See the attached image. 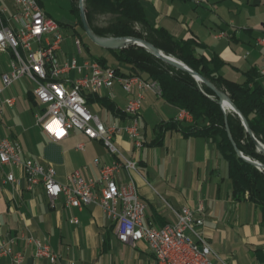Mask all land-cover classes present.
Listing matches in <instances>:
<instances>
[{"label": "crops", "instance_id": "crops-1", "mask_svg": "<svg viewBox=\"0 0 264 264\" xmlns=\"http://www.w3.org/2000/svg\"><path fill=\"white\" fill-rule=\"evenodd\" d=\"M38 1L51 18L62 12V8L57 9L62 0ZM140 2L153 27L164 29L178 40L194 39L199 54L209 60L215 57L223 60L220 73L224 77L243 82L245 73L256 69L264 85V75L260 73L264 68L261 43L264 21L257 19L258 14L252 8H263L264 0H207L200 6L190 0ZM53 19L61 27L69 24L65 19ZM9 59L7 68L1 66L0 71L9 72ZM113 66L130 73V67L125 64L116 62ZM143 80L150 81L147 77ZM30 94L33 95L32 90L27 93L28 99ZM138 94L136 87L128 94L117 84L113 89L88 93L86 97L91 113L109 127L127 125L126 105ZM143 97L142 146L137 147L126 133L114 140L127 159L137 162L136 171L123 169L115 175L117 184L135 182L146 203L145 222L155 227L175 224L183 207L203 206L202 232L213 251V264H264L261 212L248 200L233 199L229 165L216 145L206 138L186 137L176 131L167 132L161 143H155V128L163 122L177 120L184 111L167 103L155 91L145 90ZM32 103L37 107L36 119L41 107L36 100ZM112 104L114 110L110 108ZM4 113H0V123L2 116H14L11 112ZM37 127L34 140L28 131L16 133L12 126L9 137L0 124V139L18 142L24 160L51 167L61 184L73 187L70 177L75 171L86 181H96L101 168L118 159L102 140H91L80 130L74 129L64 140L52 143L38 122ZM80 144H84L83 149L78 148ZM11 170L9 166H0V251L6 245L14 254H23L21 264H156L145 242L130 245L119 241L116 222L105 213L100 202L78 209L67 206L64 196L51 201L43 185L27 191L24 170L20 168L13 170L21 185L4 184L5 174ZM97 193L100 194V189ZM74 218L78 219L77 224L72 223ZM36 242L49 244L59 261L52 263L36 257ZM0 264L16 263L12 256H0Z\"/></svg>", "mask_w": 264, "mask_h": 264}, {"label": "built area", "instance_id": "built-area-1", "mask_svg": "<svg viewBox=\"0 0 264 264\" xmlns=\"http://www.w3.org/2000/svg\"><path fill=\"white\" fill-rule=\"evenodd\" d=\"M190 1L198 6L207 2ZM63 40L60 24L47 16L38 0H0V55L6 54L10 58L9 72L0 71V113L17 104L15 97L4 96L6 89L28 78L34 86L33 96L41 107V112L36 115L37 122L52 143L64 140L77 129L91 140H102L118 159L112 165L102 167L96 181H86L79 171L73 172L70 181L74 186L70 187L55 179L51 167L24 160L18 142L0 139V166L12 169L5 174L3 183L20 186L21 180L13 170L20 168L24 170L27 191L43 185L45 195L51 201L64 196L67 206L78 209L100 202L105 213L116 222L119 241L130 245L145 242L152 250L156 264H213V251L202 232L205 225L203 206L198 209L183 207L175 224L155 227L145 222L146 203L135 182L131 180L119 185L115 181V175L121 170H137V162L127 159L117 148L115 137L126 133L137 147L142 146L140 112L143 92L152 90L161 95L159 84L140 77H123L97 61L79 64L73 58L61 62L58 52ZM261 43L264 44V40ZM77 45L82 53L80 41ZM261 74L264 75V68ZM117 84L128 94L136 87L139 94L126 105L127 125L108 127L91 113L86 96L113 89ZM178 119L189 120L191 116L184 111ZM78 148L83 149L84 144ZM72 223L77 224L78 219L74 218ZM35 255L52 263L59 261L49 244L36 242ZM0 256H12L16 264L24 260L23 254H14L6 245L2 246Z\"/></svg>", "mask_w": 264, "mask_h": 264}, {"label": "trees", "instance_id": "trees-1", "mask_svg": "<svg viewBox=\"0 0 264 264\" xmlns=\"http://www.w3.org/2000/svg\"><path fill=\"white\" fill-rule=\"evenodd\" d=\"M78 4V0H73V12L80 11ZM84 7L89 26L97 35L145 40L164 54L179 59L228 95L246 120L254 138L230 105L225 107L226 111L223 110L219 97L211 88L144 48L131 44L124 49L109 51L116 62L130 67V73L110 65L107 58L96 59L102 66L113 68L123 77H147L157 82L162 98L187 112L192 120L172 119L161 123L155 128L154 142L161 143L164 135L171 131L212 141L229 165L233 199L253 203L260 210L264 223V170L246 161L235 150L236 147L246 158L264 166V154L258 150L254 140L264 145V85L259 72L256 69L246 72L243 82L224 77L220 73V68L225 64L223 60L218 57L209 60L199 54L194 39L178 40L164 29L153 27L140 0H84ZM101 15L112 16L107 26L95 24L96 18ZM30 99L35 102L32 94ZM110 108L114 110L113 104Z\"/></svg>", "mask_w": 264, "mask_h": 264}, {"label": "rangeland", "instance_id": "rangeland-1", "mask_svg": "<svg viewBox=\"0 0 264 264\" xmlns=\"http://www.w3.org/2000/svg\"><path fill=\"white\" fill-rule=\"evenodd\" d=\"M57 3H53V5ZM78 3H79V0H78ZM63 7H64V10H63ZM72 7L73 5L71 3V0H64V1L62 0V2L58 3V7H57V9L62 8V12L58 16H55V17L52 16L58 21H62V19H65L63 21H66L67 23H69L68 25L61 27V33L64 36V40L61 46V50L58 52V58L60 59V61L63 62V61H66V60L68 61V60L75 58L78 60L79 64H83L86 61H92V59H99L101 57H106L109 60L111 65L115 64L116 61L113 60L111 55H109V52L106 49H103L99 47L98 45H96L88 37L83 26L80 24L81 22L80 11L73 12ZM252 8L254 9L253 11L256 10L255 13L258 14L257 19L259 21H264V18H263L264 17V12H263L264 6L263 8L261 7L260 9H256V7H252ZM111 20H112V16L101 15L96 18L95 24L98 26H107ZM99 37H102V36H99ZM77 41H80L81 43V48H82L81 54L79 53V50H78ZM8 58L9 56L6 54L0 55V67L3 66L5 69L7 68ZM134 77H137V76H134ZM33 88L34 86L32 82H30L28 78H23L6 89L4 96L15 97L18 100L17 106L14 109H9L4 113V114H7V112L8 113L11 112L12 114H14V116L11 115V117L5 118V115H4L1 118L3 119V122L0 124L2 125L3 128L6 129L7 135H9V132H10L9 127L12 126L13 131H15L16 133L26 130L33 136V139L36 140L35 137H36V132H37L38 127H37V120L35 119V112H36L37 107L27 97L28 91L32 90ZM224 109L225 108H223V110Z\"/></svg>", "mask_w": 264, "mask_h": 264}, {"label": "water", "instance_id": "water-1", "mask_svg": "<svg viewBox=\"0 0 264 264\" xmlns=\"http://www.w3.org/2000/svg\"><path fill=\"white\" fill-rule=\"evenodd\" d=\"M79 9H80V16H81V22H82L83 28H84L86 34L88 35V37L96 45H98L99 47H101L103 49L109 50V51L110 50L124 49L131 44L137 45V46H140V47L146 49L148 52H150L151 54H153L157 58L161 59L165 63H167L171 66H174L177 69H180V70H183V71L189 73L198 82H202V83L206 84L209 88H211L217 94L223 108H224L223 104L227 100L231 105L232 111L239 115V117L241 118L244 126L246 127V129L248 131V133L254 138L250 129L248 128L246 120L241 115V113L238 111V109L235 107V105L232 103V101L229 99V97L224 92L220 91L215 86H213L210 82H208L203 77H201L197 72H195L190 67H188L185 63H183L182 61H180L176 58H173L171 56L164 54L161 50L154 47L152 44L148 43L145 40L139 39V38H135V37H118V38H115V37H110V38L99 37L98 35H96L92 31V29L89 26V23H88L87 18H86V13H85L84 0H79ZM230 138H231V135H230ZM254 140H255V143L257 145L258 150L264 153V145L262 143H260L258 140H256V139H254ZM235 150L246 161L252 163L253 165L258 167L259 169L264 170V166L261 163L256 162V161H252L249 158H246L236 147H235Z\"/></svg>", "mask_w": 264, "mask_h": 264}, {"label": "bare ground", "instance_id": "bare-ground-1", "mask_svg": "<svg viewBox=\"0 0 264 264\" xmlns=\"http://www.w3.org/2000/svg\"><path fill=\"white\" fill-rule=\"evenodd\" d=\"M227 105H230V104H228L227 101H225L224 104H223L224 108H225ZM230 106H231V105H230Z\"/></svg>", "mask_w": 264, "mask_h": 264}]
</instances>
